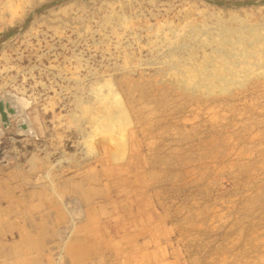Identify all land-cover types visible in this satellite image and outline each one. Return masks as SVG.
Returning <instances> with one entry per match:
<instances>
[{
    "label": "rangeland",
    "instance_id": "1",
    "mask_svg": "<svg viewBox=\"0 0 264 264\" xmlns=\"http://www.w3.org/2000/svg\"><path fill=\"white\" fill-rule=\"evenodd\" d=\"M12 3L16 20L0 16V264H63L89 213L108 224L132 207L188 264H264V75L237 72L223 91L167 69L171 51L180 69L205 60L203 29L264 35V0ZM74 101L111 115L112 135Z\"/></svg>",
    "mask_w": 264,
    "mask_h": 264
},
{
    "label": "bare ground",
    "instance_id": "2",
    "mask_svg": "<svg viewBox=\"0 0 264 264\" xmlns=\"http://www.w3.org/2000/svg\"><path fill=\"white\" fill-rule=\"evenodd\" d=\"M6 13L8 15V17L6 19V23H12V22H14L16 20V17L15 16L17 15V13H16V10L15 9L13 11V3H12V0H9L8 3L6 2V3H4L3 6H0V16L3 17ZM261 27H262V24L249 25V26H240V28H237L236 29L237 33H235V34H232V33L230 34L227 31H225V32L224 31H219L218 28L215 30L217 32H214V33H210V30L209 29H206V30L203 29V30H201L202 32H200V33H202L201 35H203L201 41L203 42V45H209V49H210V52L208 54H207L206 51H203V53L201 52L204 55V59L205 60L202 61L199 64L198 63L191 62V65L187 68V70L180 69L179 67H182L183 66V64H181V63H184V62H181L182 60L180 59V57L177 54L172 53V51H171L169 53V55H172V56L176 57L175 58V61L176 62L173 63V65L175 67H172L169 64L170 67H168L167 69L168 70L170 69L171 72L173 71V74H175L177 76V79L182 80L183 82H186L187 83L186 86L188 84H191V86H192L193 89H197V87H195V86H199L200 84L198 85V83H202V84H205V86H206V88L208 90H210V89L213 88V86H211V85H213V83H214V85L217 83V84L220 85L219 87L222 88L223 91L227 90V83H229V82H226V81L235 80L236 78H239V76H237V72H239L240 74L241 73H244L243 75H240V77L242 79L243 78L244 79L245 78H248L249 79V77H247V74L249 73V69H251L253 67V68H256V70L259 69L261 71V73L264 75V62H261V60H262L261 58L262 57L264 58V35L261 34V31H260V28ZM194 29L200 30V28H196V27L195 28H192L190 30V32H193V34H194ZM261 29L263 30V28H261ZM197 34H199V33L197 32ZM198 36L201 38L200 35H198ZM172 37H174V36H172ZM172 37H165V39H162V40H159L158 39V40L159 41H162L163 43H164V41L171 42V39L170 38H172ZM180 37H181V39H180ZM180 37H179V39L176 38V40L173 41V42L174 43H179V41H182V43L181 42L180 43L183 44V42L185 43V40H187V41H190V40L193 41V37L190 36L189 34L188 35H186V34L185 35H180ZM194 43H197V41H195ZM173 47H174V45H173ZM187 47H190V46H187ZM192 47H191V49H193ZM183 48H185V47H183ZM204 48H205V46H204ZM172 50H174V48ZM176 51H178V50L176 49ZM176 51H174V52H176ZM204 52H206V54ZM178 54H180V53H178ZM188 56H190L188 58L193 59L196 56V54L188 55ZM181 57H183V55ZM236 57H238V58L241 59V62L243 63L242 64L243 66L240 65L241 64L240 61H239L240 59L238 60ZM188 58H187V60H188ZM234 58L237 59V60H235ZM236 63H237V65H240L239 66L240 67L239 70H234L235 69L234 67L235 66L237 67ZM245 65H246V67H244ZM230 66H233L234 69H232V67L230 68ZM245 80H247V79H245ZM104 86H107V85H102V86H100V88H104ZM97 90H99V87L98 86H96V87L94 86V87H92L90 89V96L92 95L91 97H93V99H94V96H95ZM103 91H104V89H103ZM108 91H109V89H108ZM101 93H102V91H101ZM98 95L95 96V97L98 98ZM107 97H109V96H107ZM96 100H98V99H96ZM75 102L76 101H74V104H75ZM81 102L82 101H77L76 102V108L79 107V110H80V108L81 109L83 108V107H81V106H83V105H81L82 104ZM86 102L88 103L87 100H86ZM87 109L88 108H85L84 107L83 110H82L83 113H84L85 119H86L85 122H87V123H89L91 125L90 127L92 128V130L93 129H98L97 132H99V131H101L103 133H106L107 132L106 133L107 136L110 137L112 135V134H110V125L113 124L112 116L111 115H107V113L105 111L103 113H101V112H91L90 109L89 110H87ZM74 114H75V111H74L73 115ZM81 114H79V115H81ZM77 118L79 119V117H77ZM104 118L105 119H108L107 121H105V124L106 123H110L109 124V127L108 126H105V124L104 125H101L102 127L101 126L100 127L97 126L96 124L99 123L98 121H101L103 119V122H104V120H105ZM69 121H70V118H69ZM67 122H68V120H67ZM73 122H75V119L73 120ZM82 126L83 125H81V128H80V126H78V129H82ZM86 132L88 134L90 133L88 131H86ZM89 135H91V134H89ZM86 136H87V134L83 133V135H82L83 141H86L87 140ZM114 141L111 140V142H114ZM82 144H85V143L82 142ZM91 149H92V147H91ZM32 161H34V160L32 159Z\"/></svg>",
    "mask_w": 264,
    "mask_h": 264
},
{
    "label": "crops",
    "instance_id": "3",
    "mask_svg": "<svg viewBox=\"0 0 264 264\" xmlns=\"http://www.w3.org/2000/svg\"><path fill=\"white\" fill-rule=\"evenodd\" d=\"M128 209L106 215L103 219L112 217L108 224L92 222L95 213H89L88 222L79 223L85 234L74 236L63 264H188L190 257L172 243L161 221L150 211ZM116 216L120 222L113 220Z\"/></svg>",
    "mask_w": 264,
    "mask_h": 264
}]
</instances>
